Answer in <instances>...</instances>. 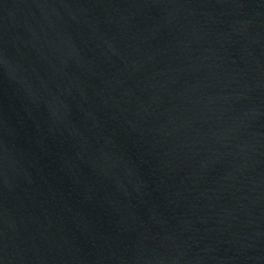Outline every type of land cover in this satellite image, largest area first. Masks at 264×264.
<instances>
[{
  "label": "water",
  "instance_id": "95a60500",
  "mask_svg": "<svg viewBox=\"0 0 264 264\" xmlns=\"http://www.w3.org/2000/svg\"><path fill=\"white\" fill-rule=\"evenodd\" d=\"M0 264H264V0H0Z\"/></svg>",
  "mask_w": 264,
  "mask_h": 264
}]
</instances>
